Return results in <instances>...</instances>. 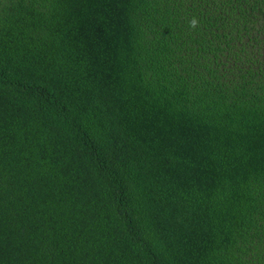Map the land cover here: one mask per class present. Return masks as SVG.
I'll return each mask as SVG.
<instances>
[{
  "label": "trees",
  "instance_id": "1",
  "mask_svg": "<svg viewBox=\"0 0 264 264\" xmlns=\"http://www.w3.org/2000/svg\"><path fill=\"white\" fill-rule=\"evenodd\" d=\"M0 264H264V0H0Z\"/></svg>",
  "mask_w": 264,
  "mask_h": 264
}]
</instances>
